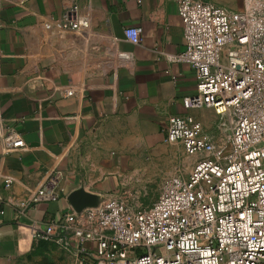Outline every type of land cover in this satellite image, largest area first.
<instances>
[{"label":"crops","instance_id":"0c3cea01","mask_svg":"<svg viewBox=\"0 0 264 264\" xmlns=\"http://www.w3.org/2000/svg\"><path fill=\"white\" fill-rule=\"evenodd\" d=\"M73 5L77 28L63 21ZM185 49L176 0H0V264H75L36 233L76 188L101 196L191 173L198 157L165 132L171 115L198 116L183 104L197 86ZM11 130L23 147L4 146ZM55 170L58 198L33 202Z\"/></svg>","mask_w":264,"mask_h":264},{"label":"built area","instance_id":"2783aa9c","mask_svg":"<svg viewBox=\"0 0 264 264\" xmlns=\"http://www.w3.org/2000/svg\"><path fill=\"white\" fill-rule=\"evenodd\" d=\"M176 1L186 42L177 57L192 66L197 84L183 104L213 109L218 121L209 128L191 113L169 117L167 142L198 159L187 177L168 178L150 206L131 209L111 192L36 233L74 251L75 264H264V0L240 9ZM76 11L65 12L66 26L78 27ZM126 35L138 42L140 29ZM1 140L7 149L25 145L16 130ZM62 177L51 173L32 201L56 200Z\"/></svg>","mask_w":264,"mask_h":264},{"label":"rangeland","instance_id":"374dc122","mask_svg":"<svg viewBox=\"0 0 264 264\" xmlns=\"http://www.w3.org/2000/svg\"><path fill=\"white\" fill-rule=\"evenodd\" d=\"M215 3L221 4L225 7L231 8V9H240L246 6L247 0H211ZM206 110L212 111L213 109L210 108H203L199 109L196 112H198V117L204 121L205 119H208V122L206 123L209 128L214 127V124L216 121H218V115L215 113V121L212 122L211 116H205L204 113H207ZM177 175H181L179 172ZM160 176H156L154 180H152L147 185H142L139 183H131L127 188L119 191H115L116 194H119L126 204L131 208L135 210H141L145 209L146 207L150 206L158 197L161 195L164 184L161 185L159 179ZM113 192V191H112ZM111 193V192H109Z\"/></svg>","mask_w":264,"mask_h":264},{"label":"water","instance_id":"95a60500","mask_svg":"<svg viewBox=\"0 0 264 264\" xmlns=\"http://www.w3.org/2000/svg\"><path fill=\"white\" fill-rule=\"evenodd\" d=\"M68 200L73 209L82 212L87 207H96L100 202V195L79 187L70 192Z\"/></svg>","mask_w":264,"mask_h":264}]
</instances>
